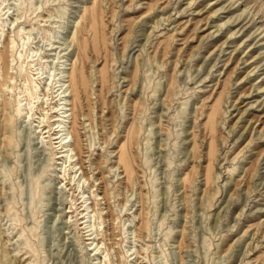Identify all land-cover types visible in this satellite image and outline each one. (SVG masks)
Instances as JSON below:
<instances>
[{
  "label": "rangeland",
  "instance_id": "rangeland-1",
  "mask_svg": "<svg viewBox=\"0 0 264 264\" xmlns=\"http://www.w3.org/2000/svg\"><path fill=\"white\" fill-rule=\"evenodd\" d=\"M232 1L0 0V264H264V23ZM23 31L42 70L8 69ZM68 74L63 171L37 125Z\"/></svg>",
  "mask_w": 264,
  "mask_h": 264
},
{
  "label": "bare ground",
  "instance_id": "bare-ground-1",
  "mask_svg": "<svg viewBox=\"0 0 264 264\" xmlns=\"http://www.w3.org/2000/svg\"><path fill=\"white\" fill-rule=\"evenodd\" d=\"M246 4H248L247 0H233L231 2V4L228 6L229 7L228 12H230V10L240 11V13H238V17L233 21L232 24H236L235 26H239L242 23H244L245 21H247L245 23V26L249 23L250 24L252 23L251 26L255 28L258 26V24L264 23V14H261L257 17V15L259 14V11H258L257 13H254V15H251L250 11H247L249 6L246 7ZM244 5H245V8H242ZM254 12H256V11H254ZM216 13H217V11L214 14H216ZM95 18H96V16H95V14H93L91 16V21L92 22L95 21ZM12 24H14V22H12ZM22 26H23V24L18 23L16 26H13V27H15V30H16L17 28L22 29ZM10 29H11V27L8 28V30H10ZM222 29H223V27L220 28V30H222ZM260 30H261V26H259L257 28L256 32H258ZM0 31H5V30H3L1 28ZM27 35H28V37H27ZM21 36H22V40H23L22 44H20V41H18V44H17V40H16L15 36H10V38L8 39V47H9L10 57L11 56L13 57V59L9 61L8 69L9 70L15 69L16 67H14V64L17 62L16 65H18V63H19L18 57L15 56V53H14L17 50L20 57L22 58V62L20 65V73L21 74L27 73L29 71V69H31L33 72L34 65H38V64L41 66V70H42V68H43L42 63L47 62V61H43V60L41 61L40 58L38 60H36L34 56H38L37 52L29 51L30 48L28 49V46H30L29 45V43H30V31L27 33H25L23 31ZM258 36H262V38H264V29L258 34ZM25 49H27V50L25 51ZM24 51L26 52L25 54H24ZM21 58H19V59H21ZM1 67L2 66L0 65V69H1ZM24 67H26V68H24ZM72 68L73 67H71L70 70ZM12 72H11V74H9L10 72H8V74H9L8 86L10 88L12 87V89H15V86L12 83L15 82V80L17 79V76L15 74H13ZM33 75L36 76L37 74H33ZM40 77H41V75H40ZM40 77H37V78L34 77L31 80V82H30L31 88H28V87L25 88L24 87L25 89L22 88V91L17 93V107L19 110V115L20 116L23 115L24 111H26V118H28V120H31L33 109H35L34 104L39 102V98L35 95V93L33 91L32 81H35L34 82L35 87H37V85L39 84V81L42 79ZM67 78H68L67 82L69 83L70 82V74L67 75ZM49 79H50V76L48 77L47 81H49ZM62 81L63 80L60 78L59 82H62ZM64 85L60 84L57 91L54 92V93H56V96H54V98L55 99L58 98V100H56V103L52 107V109L49 111V110H46L45 107H43V113H42V116L40 117V120L38 121V125H37V128H41L40 134L42 135V138L43 139L44 138H47V139L50 138V140L52 141V144H54V147L60 149V151L57 153L59 154L58 159L61 161L60 165L62 166V168L65 167V169H62L63 171L66 170L67 167H70V169L71 168L73 169V167L75 166L74 161H73V159L75 157L73 155V152L75 149L71 148L72 131H71V125H70L72 123V120L70 121V117L73 115V113H72L71 107H70V109L66 108V106L68 105L67 104V101H68L67 98H68V96H72V91H71V84L70 83L67 85V88L65 90H62ZM26 89L27 90L31 89V92L28 95L26 94V92H27ZM59 91H61V92H59ZM67 92H69V94H67ZM42 104H44V102H42ZM69 105L71 106V102H69ZM69 111H71V113H69ZM47 119L49 120V124L44 125V123ZM76 155H77V153H76ZM119 163L124 168L125 177L128 179V181H130L132 179V177L134 176V171H133L130 163L128 161H126L125 159H123L122 157L120 158ZM72 180H74L73 177H72ZM83 203L84 202H81V208H83ZM85 211L86 210L83 209L81 211L80 216H81V221H82L81 225L82 226L85 225V226H83V229H84L85 233H87L88 231H90L87 229L89 227H91V226L87 225L88 223H90L88 218H91V214H89V213L87 214V213H85ZM91 212L93 213L94 210H92ZM92 216L95 217L96 214L94 213ZM86 219H88V220H86ZM86 235L89 236V238H87V241L92 240L90 245H93L96 241L95 238H92V236H91V235H93V233L92 234H86ZM98 249H99V242H97V245L93 249H90V250L92 252H95V255H97Z\"/></svg>",
  "mask_w": 264,
  "mask_h": 264
}]
</instances>
